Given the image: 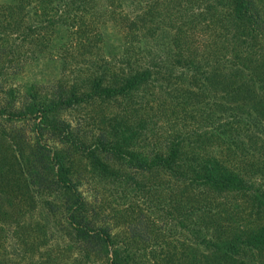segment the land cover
<instances>
[{"label":"trees","instance_id":"16d2710c","mask_svg":"<svg viewBox=\"0 0 264 264\" xmlns=\"http://www.w3.org/2000/svg\"><path fill=\"white\" fill-rule=\"evenodd\" d=\"M1 6L0 264H264V0Z\"/></svg>","mask_w":264,"mask_h":264},{"label":"rangeland","instance_id":"374dc122","mask_svg":"<svg viewBox=\"0 0 264 264\" xmlns=\"http://www.w3.org/2000/svg\"><path fill=\"white\" fill-rule=\"evenodd\" d=\"M16 0H0V13L3 3L13 4ZM13 34L14 39L18 40L17 33L11 32ZM19 34V33H18ZM13 41V40H12ZM24 46L26 48V41L23 42ZM119 43L116 42V44ZM54 61V60H53ZM45 57H40L39 60L29 62L28 65L25 68V71H23L19 76L18 79L22 81H48L51 77L54 76V74L57 71V62H53Z\"/></svg>","mask_w":264,"mask_h":264}]
</instances>
